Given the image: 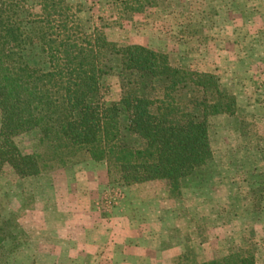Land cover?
Returning a JSON list of instances; mask_svg holds the SVG:
<instances>
[{"label": "rangeland", "instance_id": "374dc122", "mask_svg": "<svg viewBox=\"0 0 264 264\" xmlns=\"http://www.w3.org/2000/svg\"><path fill=\"white\" fill-rule=\"evenodd\" d=\"M157 1L123 20L112 0H68L80 7L87 34L100 29L110 40L139 44L166 53L171 64L219 76L239 111L210 118L214 162L209 171L186 180L182 197L171 199L158 182L111 184L105 163L84 152L65 169L31 180L22 181L4 167L0 221L16 223L20 229L13 226L10 233L22 235L6 244L8 250L18 246L2 264H197L251 245L264 263V204L257 210L250 192L264 180V154L258 151L264 148V0ZM28 57L37 64L38 51ZM118 92L112 81L105 100L118 99ZM241 122L251 125L256 137ZM76 190L94 195L93 201L77 199ZM90 210L88 225L118 213L137 224L131 234L130 225L118 219L116 238L120 244L135 236L140 250L89 247L80 256L81 216ZM91 236L107 239L103 232ZM100 252L105 257L99 258Z\"/></svg>", "mask_w": 264, "mask_h": 264}, {"label": "trees", "instance_id": "16d2710c", "mask_svg": "<svg viewBox=\"0 0 264 264\" xmlns=\"http://www.w3.org/2000/svg\"><path fill=\"white\" fill-rule=\"evenodd\" d=\"M146 1L112 4L131 20L158 2ZM80 12L68 0H0V173L8 167L22 181L36 179L84 152L105 163L111 184L158 182L169 198L182 197L186 180L205 176L214 162L210 118L235 116L236 97L216 74L171 64L166 53L110 40L100 29L87 34ZM112 81L119 95L107 102ZM250 192L261 210L264 180ZM9 221H0V264L18 246L6 244L22 235L10 233L19 226ZM255 255L254 245L233 247L197 264H264Z\"/></svg>", "mask_w": 264, "mask_h": 264}, {"label": "crops", "instance_id": "0c3cea01", "mask_svg": "<svg viewBox=\"0 0 264 264\" xmlns=\"http://www.w3.org/2000/svg\"><path fill=\"white\" fill-rule=\"evenodd\" d=\"M74 184L75 181H72ZM78 191V190H76ZM77 195V199L79 198H84L86 199L88 197L89 201L92 200L93 201V196L94 195H90V194H84L83 193H80L78 191V193H76ZM84 214L82 217V220L80 221V233L79 235L81 236L82 240L79 241V245H78V250H80V256L85 254L84 252H82L83 250L86 251L87 248L89 247H94L95 249H99L101 252L104 250H108V249H111V248H120L122 249V251L127 248V247H130V248H134V249H137V250H140V246L139 245H136L138 242H136L134 240L135 236H133V238L130 237V235L128 236V239L125 241L127 243H118L119 241H117L118 238L117 237V230H118V224H117V220L119 219L121 222H126L128 223V225H130L129 227L132 228L131 229V234L132 232L134 234H136V230H138V225L137 224H134L133 221H131V224H130V220L128 219V217L126 216H123L122 213H118L116 215H111L110 217H106V218H95L96 222H93L92 221V224L91 225H88L86 223L87 219H88V215H93V211H88V212H85L83 211ZM74 213V211H73ZM81 213V211H80ZM78 213V214H80ZM94 220V221H95ZM94 225V226H93ZM105 233L106 236H107V239L104 240V241H100L98 240V238H94L93 236H91L92 234L94 233ZM72 234L70 235V241L69 243L71 245L74 244V240L72 239ZM130 238V239H129ZM134 240V241H133ZM133 241V243L131 244L130 242ZM122 244V245H121ZM101 252L99 253L98 257L99 258H103L105 257L104 253L101 255ZM78 255V252L76 253ZM120 256H122L121 258L124 259L126 255H123L122 252H120Z\"/></svg>", "mask_w": 264, "mask_h": 264}]
</instances>
